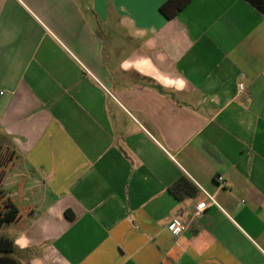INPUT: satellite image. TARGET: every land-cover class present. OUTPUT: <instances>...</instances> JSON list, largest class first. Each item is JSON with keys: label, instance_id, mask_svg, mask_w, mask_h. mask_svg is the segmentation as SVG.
Masks as SVG:
<instances>
[{"label": "crops", "instance_id": "obj_1", "mask_svg": "<svg viewBox=\"0 0 264 264\" xmlns=\"http://www.w3.org/2000/svg\"><path fill=\"white\" fill-rule=\"evenodd\" d=\"M165 1L0 0L21 264H264V14Z\"/></svg>", "mask_w": 264, "mask_h": 264}, {"label": "trees", "instance_id": "obj_2", "mask_svg": "<svg viewBox=\"0 0 264 264\" xmlns=\"http://www.w3.org/2000/svg\"><path fill=\"white\" fill-rule=\"evenodd\" d=\"M192 0H166L159 8L160 13L167 19H175L178 14ZM256 8L264 14V2L262 0H249ZM18 167V157L10 150L0 152V231L7 225L16 224L24 229L26 220L33 216L31 208L21 209L10 199L3 185L9 173ZM176 184L171 187V191L175 192ZM65 216L68 220L74 219L72 211L67 210ZM16 246L14 242L8 238H0V264H21L15 257Z\"/></svg>", "mask_w": 264, "mask_h": 264}, {"label": "built area", "instance_id": "obj_3", "mask_svg": "<svg viewBox=\"0 0 264 264\" xmlns=\"http://www.w3.org/2000/svg\"><path fill=\"white\" fill-rule=\"evenodd\" d=\"M239 90L240 91L243 90V85H239ZM220 180H222V179L220 178ZM209 200L211 202H214L213 198H211V197H209ZM207 207H208V204L205 202L198 204V206L196 207V214L197 215L201 214ZM185 230H186V226L180 225V224H173L170 227V232L174 235H178Z\"/></svg>", "mask_w": 264, "mask_h": 264}]
</instances>
